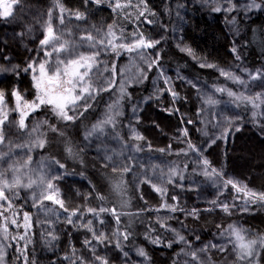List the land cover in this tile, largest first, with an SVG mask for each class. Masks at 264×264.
Listing matches in <instances>:
<instances>
[{
  "label": "trees",
  "instance_id": "1",
  "mask_svg": "<svg viewBox=\"0 0 264 264\" xmlns=\"http://www.w3.org/2000/svg\"><path fill=\"white\" fill-rule=\"evenodd\" d=\"M120 1L59 0V5L63 8L61 12L57 0H17L14 20L22 30L25 26L39 31L43 39L51 25L60 41L66 40L69 44L80 42L91 46L94 41L105 38L111 21L117 19L118 22H126L121 14L116 13L117 9H114L115 4ZM155 1L162 7L165 34L146 53V62L141 60L148 76L137 83L129 81L121 89L120 104L112 115L109 126L117 134L121 130V138L124 140L128 112L132 106H139L144 101L136 122L138 135L148 145L140 144L143 155L162 158L170 156L168 159L174 162L182 158L178 154L185 150L188 137L195 143L201 142L198 131L199 89L196 84L211 89L216 95L220 94L221 91L217 89L221 88L237 94L234 88L239 86V82L227 80L220 71H227L232 63L233 48L240 54L244 72L251 73L252 76L264 73V0H256L260 7L247 11L249 16L244 15L246 10L234 16L237 28L232 38L220 15L209 17L194 7L187 9L182 21L174 29L172 8L181 0ZM129 5L130 2L126 0L124 9L132 14ZM77 13L81 18H77ZM122 14L126 12L122 10ZM117 15L121 18H117ZM5 22L7 21L0 18V30L4 28L0 34L1 39L8 44L1 42L0 51L5 53L10 50L15 53L19 58L16 60V67L25 68L29 60L25 59L26 49L22 44H35L40 36L18 40L9 38L5 31L10 33V27ZM115 27L116 25L111 27L112 31ZM89 35L93 41L87 40ZM108 39L113 41L114 36ZM16 43V46H12ZM182 49H190L191 54ZM101 55L108 56L110 61L114 59L111 48L101 51L98 57H102ZM9 61L11 60L4 57L0 64H9ZM118 63L119 60L112 62L111 66L117 69ZM201 64L205 66L201 67ZM209 64L213 67H208ZM235 76L244 81L245 75ZM252 76L248 75V78L254 84L264 79H252ZM14 85L15 79L6 76V79L0 81V91L11 97ZM28 88H31V84ZM109 94L107 89L84 115L64 124L59 123L50 109L44 112L41 138L46 144L41 146V154L53 163L54 168H59L52 179V185L60 193L62 208L68 214H78L86 222L92 220L95 213L99 214V231L105 237L103 242H98L93 232L77 228L67 221H58L59 262L99 264V257L107 264H133L132 259L118 245V237L124 238L125 235L126 250L129 251L130 248L134 253H139L143 249L146 253L143 257L148 264H227L232 260L233 255L226 251L201 248L203 251L200 249L195 252L191 251L190 242L171 240L169 237L166 239L168 228H162L160 221L166 211L170 212L173 223L180 224L183 229L187 227L190 232L203 233L206 239L210 238L212 232H222L234 224L264 237V211L256 216L238 215L234 211L226 214L221 208H213L200 200L198 190L178 188L172 182L166 184V195L161 196L149 183H133L128 175L106 166L84 150L83 138L100 112L102 101ZM233 101L234 99H228L229 110L232 115L234 111L238 114L242 127L231 141L220 139L209 147L204 154V161L208 162L206 167L212 172L225 171L240 178L250 191L262 193L264 129L259 130L257 125L260 119L255 109L259 107ZM182 160L179 162L180 167ZM182 171L185 174L183 169ZM165 204L169 207L167 210H163ZM101 208L105 211L101 212ZM155 239L159 243H153ZM262 250L261 264H264V249ZM29 258V264H37L33 255ZM12 260L14 262L13 254ZM15 264H21L20 259L15 258ZM232 264L244 262L235 261Z\"/></svg>",
  "mask_w": 264,
  "mask_h": 264
},
{
  "label": "rangeland",
  "instance_id": "2",
  "mask_svg": "<svg viewBox=\"0 0 264 264\" xmlns=\"http://www.w3.org/2000/svg\"><path fill=\"white\" fill-rule=\"evenodd\" d=\"M128 1L130 2L129 7L132 14L127 13V9H124L126 0H121L115 4L116 13L121 14L126 22H118L117 19L110 22L111 27L116 25L113 30L115 35L112 43L115 45H134L137 40L143 38L146 42L151 41L156 45L157 41L164 36L166 29L160 3L155 0H151L152 3H148L146 0ZM4 4L12 5V14L9 17L0 16L1 19L7 21L5 25L10 27V33L5 31L10 36L9 38L14 37L18 40L23 37L32 39L31 36H40L39 31L35 29L23 26L22 30L18 27V22L14 20L17 0L15 3H13V0H0V12L3 11ZM251 4L252 0H181L172 8V26L176 29L187 9L194 7L199 8L209 17L220 15L232 38L237 28L234 16L236 17L238 13H243L245 10L244 15L249 16L247 11L253 8ZM122 10L126 14L123 15ZM116 17L121 18L118 15ZM107 27H109L108 24ZM2 30L4 28L0 31ZM41 40L43 38L40 36V40L35 44H22L26 49L25 59L29 60L25 68L16 67V60L19 58L16 57L15 53L10 50L5 53L0 51V63L1 60H4V57L11 60L9 64H0V81L6 79V76L15 79L13 92H19L23 98L20 102L21 109L28 113L24 118L25 127L21 128L18 123L21 116L20 110H16V97L13 95L9 97L4 93L3 103L0 104V115L6 113L7 118L4 120V124L0 125V132L3 133V140L0 141V179L6 180L9 185H12L15 179H19L20 183L10 189H5L7 201L0 200V250H2L0 264H15V258L16 260L20 259L21 264H29L30 255L35 257L37 264H62L59 262L60 257L57 252V242L59 240L58 221L68 222L70 218L71 224H74L77 228L91 229V232H95L97 235L100 234L101 218L99 214L95 213L89 224L78 214L66 213L54 200L45 199L47 195H53L61 200L60 193L54 188V185H52V189L47 188L49 182L52 184V179L59 168H54L53 163L41 154V146L37 141L42 140L43 144H46L41 137L43 134L42 119L47 109L51 110L59 123L71 122L90 110L98 97L107 89L110 94L102 101L100 112L94 118L93 125L82 141L83 149L94 158L112 169L122 171L121 173L128 175L133 183H149L161 196L166 195V184L172 182L178 188L198 190L201 196L200 200L213 208L223 210V205L226 204L228 211L223 210L226 214L234 211L238 215L256 216L259 212L264 211V200L259 198L260 192L250 191L240 178L225 171L212 172L204 164V154L209 147L220 139L231 141L230 139L242 127L238 114L234 111L232 115L231 110H229L228 99H234V97H230L227 91H221L220 94L216 95L211 89L196 84V88L199 89L198 131L201 142L195 143L188 137L185 150L178 154L182 157L179 161H170L168 159L170 156L164 158L152 155L144 156L140 144L145 143L141 140L136 129L137 117L144 101L139 106H132L128 112L124 140L121 138V130H118L117 134L111 129L109 123L102 122L109 116L112 117L116 111L121 100L120 91L125 87L124 85L129 81L140 82L148 76L147 69L142 65L141 60H143V63L146 62V53L150 52L152 47L135 48L133 51L117 47L115 51L111 50V55L114 57L111 61L108 56H97L95 61L90 62L92 67L88 76L85 77V80L89 81L91 85L92 98L88 99L87 94H85L84 98L76 101L75 104L68 102L65 110L68 111L69 115H73L74 119L64 120L53 110V105L41 104L35 111L31 108H24V102L31 103L40 95V90L35 87L36 81L33 77L40 78L39 65L41 63L45 64V70L51 75L58 56L66 64L68 59L77 58L78 54L81 53L91 55L96 49L80 42L68 43L66 46L67 51L59 54L53 52L50 57H46L45 53L51 50V44L43 46L40 43ZM1 42L5 45L8 44L7 41L1 39L0 34V45ZM16 45L17 43L12 44V46ZM232 52L234 59L225 72H231L240 77L245 75L244 83H239L234 91L237 95L243 94L244 96L254 97L256 94H260L261 99L264 100V79L257 81L255 84L250 81L248 78L249 73L244 72L241 65L239 52L236 49ZM118 60L119 63L116 69L111 66V63ZM29 65H32V67L30 68ZM24 69L28 70L24 71ZM80 71L83 72L84 69L81 68ZM227 80L231 79L227 78ZM29 84H31L30 89L28 88ZM77 94H79V89L74 93V95ZM210 98L216 103H209ZM255 110L260 119L257 123L258 129H264V103H260L259 108ZM98 124L101 125V128L94 131L95 126ZM184 158H189V160H182ZM181 160V167L185 174L180 167L179 162ZM216 173H219V175H216ZM228 180L233 181L236 187L227 184L226 181ZM29 183H31V186L25 187ZM157 188L161 191H157ZM168 208L165 204L163 210ZM169 213V211H166V214L162 218L160 217L162 228H168V232H164L166 239L169 237L171 240H180L179 237L183 236L185 241L190 242L191 251L196 252L201 248L226 251L229 255H233L232 260L227 264L237 261L232 243L235 237L230 235L232 231L230 226L222 232H212L210 238L206 239L203 237V233L190 232L187 227L183 229L180 224L173 223ZM13 220L15 223H12ZM231 226L242 230L245 242L249 240L257 242L254 245L253 257L243 261L244 264H261V251L264 249L261 241L264 240V237L256 235L251 230L250 232L249 229L247 230L241 225L234 224ZM21 237L23 238L21 239ZM197 237L199 238L197 239ZM118 245L120 250L132 259L133 264H148L138 252L134 253L130 248L129 251L126 250L125 238L118 237ZM68 263L75 264L72 261ZM183 264L189 263L184 262Z\"/></svg>",
  "mask_w": 264,
  "mask_h": 264
},
{
  "label": "snow or ice",
  "instance_id": "3",
  "mask_svg": "<svg viewBox=\"0 0 264 264\" xmlns=\"http://www.w3.org/2000/svg\"><path fill=\"white\" fill-rule=\"evenodd\" d=\"M16 0H13V3H15ZM95 2H99V0H95ZM57 6L60 8L61 12L63 11L62 5H59V0H57ZM119 7V5H117ZM251 7H260L259 4H256L255 0H252ZM12 5L11 4H4L3 5V11L0 12V16L3 17H9L11 12ZM217 11L219 9H216ZM142 15V13H141ZM77 18H81V15L77 13ZM63 22V17L61 16V23ZM115 34L112 31L111 27L109 28L108 32L105 35V38L100 39L98 41H94L92 43V48L96 49L91 55H84V54H78L77 58L68 59L67 63L65 64V61L62 59H59V56L56 61V66L53 68L52 74L49 75L48 72L45 70V64L41 63L39 65L40 68V78L37 79L35 76L33 79L36 81L35 87L40 90V95L36 97V100L28 103L24 102V108H31L33 111L36 110V108L39 107L41 104L45 105H53L54 111H56L57 115L60 116L64 120H72L74 119L73 115H69L68 111H66L67 103L71 102L75 104L76 101L81 100L84 98L85 94H87L88 99L92 98L93 92L90 90L91 85L89 81L85 80V77L88 76L89 71L91 70L92 64L90 62L95 61L96 57L99 56L101 51H107L109 48H111L112 51H115L117 47L125 48L127 51H133L135 48H151L154 47V43L151 41H145L143 38L137 40L135 44H119L115 45L112 43L111 39H108V37H113ZM88 41H93V38L91 35L87 37ZM158 42V41H157ZM41 45L47 46L51 44V50L47 51L45 53L46 57H50L53 52L59 54L60 52L67 51V45L68 41L60 42V38L56 36L53 32V29L51 25L47 28V34L45 35L44 39L40 41ZM182 51H188L189 54H191L190 49H182ZM235 51V49H233ZM239 58V57H237ZM204 64H201V67H204ZM208 67H213V65H207ZM31 68L32 65H29ZM151 67V65H149ZM83 68L84 71L81 72L80 69ZM28 69H24V71H27ZM221 75L227 77L228 79H231L233 81H237L241 84L244 83V81L240 80L239 77L235 76L231 72H225L224 70H220ZM250 76H252L251 73H249ZM264 77V73H257L256 76H252V79L261 78ZM77 89H79V94L74 95L76 93ZM217 91H227V94L230 97H234L233 102H241V103H251L253 107H259L260 103H264V100L261 99L260 94H256L253 96H244L243 94L237 95L233 93L230 90L227 89H217ZM13 96L16 97L17 104H16V110H20V116L21 119L19 120V126L21 128L25 127L24 118L28 113L21 109L20 102L23 100V98L20 96L19 92H13ZM4 92L0 91V104L3 103L4 100ZM209 103H216V101L212 100L211 98L208 101ZM87 103V101H86ZM7 118L6 113L3 115H0V125L4 124V120ZM112 117L109 116L105 121L102 123H111ZM101 125H97L94 128V131L97 129H100ZM35 131V129H33ZM3 140V133L0 132V141ZM37 143L40 144V146H43V141L38 140ZM190 147H193L190 145ZM71 151V149H69ZM208 162L205 160L204 164H207ZM63 167V165H61ZM214 171V170H213ZM175 174V173H173ZM216 175H219V173H216ZM20 183L19 179H15L13 181L12 185H9L6 180L0 179V200L7 201V196H5V189H10L11 187L18 185ZM227 184H232L233 187H236V185L233 183V181L228 180L226 181ZM31 183L25 185V187H30ZM155 187V186H154ZM48 189H52V184L49 182L47 184ZM157 191H161V189L157 188ZM54 191V190H53ZM259 198L261 200H264V193H261L259 195ZM45 199L48 200H54L55 203L59 204L60 207H63V202L53 195H47ZM175 210L174 208L172 209ZM223 210L228 211V206L225 204L223 205ZM89 211H94L92 209H89ZM101 212L105 211V209L101 208ZM114 211V210H113ZM72 215H75V213H72ZM118 219V218H117ZM69 223H71V219L68 220ZM12 223H15L13 220ZM91 222L89 221V224ZM232 228V231L230 235L235 237V240L232 242L234 246V251L236 252V259L238 262H242L245 260H248L249 257H253L254 254V245L257 243L255 240H249L245 242V237L242 235V230L230 226ZM91 231V229H89ZM6 231V228H5ZM94 238L98 242H103L105 237L103 234L97 235L95 232L93 233ZM23 237H21L22 239ZM125 239H127V236H124ZM199 237H197L198 239ZM179 239L181 241H184L185 238L183 236H180ZM86 243H91L90 241H86ZM153 243H159L158 239L153 240ZM261 244L264 245V240L261 241ZM169 246H171L169 244ZM203 251V249H201ZM224 250L223 248L221 249ZM139 254L142 256H146V253L143 249L139 250ZM195 257V253L192 254ZM67 259V257H66ZM101 260V264H107L106 261L102 260L101 258H97ZM0 261H2V250H0Z\"/></svg>",
  "mask_w": 264,
  "mask_h": 264
}]
</instances>
